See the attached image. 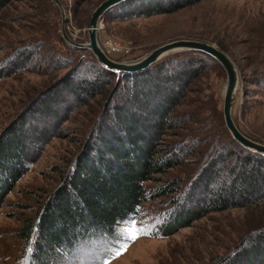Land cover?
Listing matches in <instances>:
<instances>
[{
  "label": "rangeland",
  "instance_id": "374dc122",
  "mask_svg": "<svg viewBox=\"0 0 264 264\" xmlns=\"http://www.w3.org/2000/svg\"><path fill=\"white\" fill-rule=\"evenodd\" d=\"M101 1L61 0L67 16L66 30L74 40H89L88 23ZM132 1L114 6L104 16L98 36L107 54L118 61H131L173 39L215 43L231 56L238 70L234 119L247 136L264 143V0H197L173 11L151 15L131 14L136 4H144L142 0ZM43 40L46 43L40 45ZM69 44L63 37L62 11L54 0H11L2 8L0 135L39 92L78 63L82 64L79 76L99 75L100 62L95 54L89 48H70ZM46 50L51 51L44 54ZM186 51L194 50H178L163 56L168 57L169 66L176 60L203 65L195 68L200 72L192 75L186 96L171 113L177 124L166 130L163 146L168 149L169 145L177 144L186 149L188 156L145 181L151 198L120 221L114 233L78 239L73 246L52 253L53 256L51 252L41 253L36 225L47 200L63 183L73 159L82 150L95 119L108 105L105 102L116 82L113 80L106 87L108 91L72 110L59 125V135L46 144L12 188L0 194V264H26L29 260L30 264H101L108 249L122 239L131 219L152 234H142L130 241L127 250L111 259L110 264H212L245 236L264 226V200L212 210L187 219L178 228L173 222L181 207L191 204L186 198L194 192L191 180L210 159L218 167L214 170L207 167L205 177L199 181L208 178L219 181L220 174L225 172L220 171V166L227 152L245 154L238 149L236 142H240L232 136L224 118L226 69L217 59L196 51L191 57ZM30 52L34 54L27 59ZM64 61L71 63L61 66ZM8 68L16 71L6 74ZM234 157L232 154L228 159L232 161ZM161 189L168 190L159 192ZM198 191L196 198H203V192ZM154 193L157 194L152 197ZM196 198L192 203L199 202ZM30 246L33 251L29 258Z\"/></svg>",
  "mask_w": 264,
  "mask_h": 264
},
{
  "label": "trees",
  "instance_id": "16d2710c",
  "mask_svg": "<svg viewBox=\"0 0 264 264\" xmlns=\"http://www.w3.org/2000/svg\"><path fill=\"white\" fill-rule=\"evenodd\" d=\"M10 1L0 0V11ZM142 1L144 4H136L131 14L173 11L197 0ZM45 43L43 40L40 45ZM186 53L193 57L195 50ZM32 54H26L27 59ZM181 61L176 60L169 66L168 57H165L136 72H116L97 63L99 75L94 77L79 76L82 64L78 63L39 92L0 135V194L3 195L28 170L46 144L59 135V125L72 110L88 104L104 90L108 91L106 87L116 79L105 102L108 108H103L95 119L63 183L45 204L35 228L41 253L52 254L73 246L81 238L114 233L120 221L137 212L140 205L151 198L145 181L156 178L158 173L166 172L188 156L186 149L177 144L169 145L168 149L163 146L166 130L177 124L171 113L186 96L192 75L200 72L195 68H203V65ZM70 63L64 61L61 66ZM7 70L6 74H11L16 68ZM236 145L245 154L227 152L221 161L220 171L225 172L220 174L219 181L213 178L199 181L205 177L207 167L210 170L218 167L213 158L191 180L194 192L186 196L191 204L181 207L180 215L173 217L177 228L186 224L187 219L201 217L212 210L264 200V154L238 142ZM232 154L235 157L230 161L228 158ZM197 189L203 192V198L200 195L201 198H196ZM195 198L198 203H192ZM212 264H264V226L245 236Z\"/></svg>",
  "mask_w": 264,
  "mask_h": 264
},
{
  "label": "water",
  "instance_id": "95a60500",
  "mask_svg": "<svg viewBox=\"0 0 264 264\" xmlns=\"http://www.w3.org/2000/svg\"><path fill=\"white\" fill-rule=\"evenodd\" d=\"M62 11V32L64 39L80 48H89L97 57L99 62L106 68L120 72H134L147 68L154 62L163 58V56L178 50L192 49L204 52L216 58L227 71V83L224 90L223 112L227 127L232 136L239 141L244 147L264 154V143L254 140L247 136L236 123L233 116V104L237 95L239 85V74L234 60L231 56L218 45L213 42L202 39L179 38L164 42L142 57L135 60L118 61L110 57L99 43V29L102 27V21L108 10L126 0H102L92 11L88 23L87 42H78L74 40L66 30L65 23L67 21L66 11L61 0H54Z\"/></svg>",
  "mask_w": 264,
  "mask_h": 264
},
{
  "label": "snow or ice",
  "instance_id": "6c2138e0",
  "mask_svg": "<svg viewBox=\"0 0 264 264\" xmlns=\"http://www.w3.org/2000/svg\"><path fill=\"white\" fill-rule=\"evenodd\" d=\"M142 234L152 233L138 227L134 219L129 220L125 226L122 239L118 241L113 248L108 249L107 258L102 259L101 264H110L111 259H114L115 257L123 254V252L127 250V246L130 241L137 239L139 235ZM32 251L33 248L30 246L27 250V255L29 256V258ZM26 264H30V260L26 262Z\"/></svg>",
  "mask_w": 264,
  "mask_h": 264
},
{
  "label": "bare ground",
  "instance_id": "6f19581e",
  "mask_svg": "<svg viewBox=\"0 0 264 264\" xmlns=\"http://www.w3.org/2000/svg\"><path fill=\"white\" fill-rule=\"evenodd\" d=\"M103 25V24H102ZM100 30V29H99ZM99 43H100V41H99ZM102 46V45H101Z\"/></svg>",
  "mask_w": 264,
  "mask_h": 264
},
{
  "label": "built area",
  "instance_id": "2783aa9c",
  "mask_svg": "<svg viewBox=\"0 0 264 264\" xmlns=\"http://www.w3.org/2000/svg\"><path fill=\"white\" fill-rule=\"evenodd\" d=\"M117 47H119V45H117ZM114 49V48H113Z\"/></svg>",
  "mask_w": 264,
  "mask_h": 264
}]
</instances>
